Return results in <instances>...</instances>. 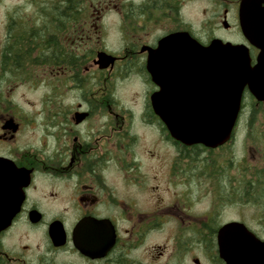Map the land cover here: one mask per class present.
I'll return each mask as SVG.
<instances>
[{
    "label": "flooded vegetation",
    "instance_id": "1",
    "mask_svg": "<svg viewBox=\"0 0 264 264\" xmlns=\"http://www.w3.org/2000/svg\"><path fill=\"white\" fill-rule=\"evenodd\" d=\"M21 1L32 12L0 29V264H249L239 239L220 233L239 222L264 242V131L251 130L260 156L245 178L237 125L217 147L178 141L154 110L160 86L147 69L171 33L228 39L196 35L180 15L188 0ZM240 1L214 0L223 29L241 30ZM245 42L254 64L259 49ZM101 52L114 64L101 68ZM39 76L57 78V107L34 108ZM246 108L264 114L247 87ZM252 250L251 264H264V246Z\"/></svg>",
    "mask_w": 264,
    "mask_h": 264
},
{
    "label": "water",
    "instance_id": "2",
    "mask_svg": "<svg viewBox=\"0 0 264 264\" xmlns=\"http://www.w3.org/2000/svg\"><path fill=\"white\" fill-rule=\"evenodd\" d=\"M239 22L243 36L259 49L254 64L246 43L217 37L203 44L187 31L163 37L149 51L147 69L160 86L152 95L154 110L171 135L184 144L217 147L229 141L246 87L264 100V0H241ZM115 61L112 54H98L101 68ZM229 234L239 239L243 262H255L252 248L264 242L256 243L251 231L239 222L225 225L220 237Z\"/></svg>",
    "mask_w": 264,
    "mask_h": 264
},
{
    "label": "rangeland",
    "instance_id": "3",
    "mask_svg": "<svg viewBox=\"0 0 264 264\" xmlns=\"http://www.w3.org/2000/svg\"><path fill=\"white\" fill-rule=\"evenodd\" d=\"M238 5L233 6L236 8ZM221 9L218 3L214 0H188L182 6L180 15L185 20H188L196 35H200L202 40L206 42L209 34L216 33L224 39H228L234 43H247L245 38L239 28H234L231 30L223 29L221 23ZM33 10L31 4H24L21 0H0V29L5 26V20L7 15L12 16L15 13H30ZM114 19V27L111 30L110 39L112 42L113 49L118 52L120 45L122 44V34L118 24V16L116 14L112 15ZM9 28L12 25L7 26ZM119 53V52H118ZM35 74L39 73L41 69L35 68ZM118 90L125 92V84H118ZM25 91L24 89H19V93ZM34 95V108H45V107H57L52 106L58 103L59 96V86L57 78H52L49 80L47 78L37 77L34 81V90L32 91ZM49 95L47 101L41 100V95ZM67 99H70L68 97ZM252 128L255 130L264 131V114L260 113L257 116H253L251 110L246 108L241 112L238 123H237V142L236 147L238 148V158H242L243 163V174L245 178H250V164L252 156H260L256 152L255 147H252ZM264 135V132H263ZM264 139V138H263Z\"/></svg>",
    "mask_w": 264,
    "mask_h": 264
}]
</instances>
